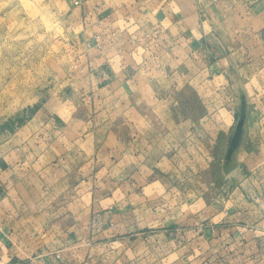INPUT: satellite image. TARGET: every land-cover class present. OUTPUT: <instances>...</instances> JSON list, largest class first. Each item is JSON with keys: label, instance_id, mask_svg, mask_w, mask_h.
Wrapping results in <instances>:
<instances>
[{"label": "crops", "instance_id": "1", "mask_svg": "<svg viewBox=\"0 0 264 264\" xmlns=\"http://www.w3.org/2000/svg\"><path fill=\"white\" fill-rule=\"evenodd\" d=\"M66 1L70 4L67 34L80 56L77 78L92 85L91 97H87L93 107L91 126L77 132L81 143L57 153L46 146L38 153L24 150L30 145L29 137L17 145L13 141L6 154L0 149V264H264V169L262 175L257 174L255 163L246 167L252 171V191L229 207H221L217 211L221 220L212 218L208 224L203 209L192 213L198 215L196 219L188 211L180 222L163 217V209L171 206L156 205L159 193L164 197V192L148 184L166 178L155 168L159 160L168 159L171 148L166 138L175 131L155 129L148 120L170 97H156L153 88L148 93L150 80L142 76V68L148 66L146 60L138 59L141 51L149 49L156 55L174 48L190 51L189 32H194V27L183 20L191 15L197 20L198 37L211 41L213 52L227 61L226 69H256L259 63L264 67V0ZM119 21L121 26L116 25ZM128 44L133 49L127 48ZM54 98L61 102L63 97ZM50 99L41 100L33 112L27 107L15 115V124L21 118L25 121L19 127L24 134L33 133L29 126L26 129L27 121L37 114H45L39 135L43 136L41 130L49 123L58 133H73L54 125L67 114L63 108L52 107ZM69 114L72 117V110ZM251 116L248 112L245 127L254 148ZM230 124L222 132L226 133ZM184 131L177 128L181 135ZM258 132L263 142L257 149L264 153V126ZM17 133L13 131L12 138ZM155 148L160 151L152 153ZM21 150V161L11 160L10 152ZM260 165L264 167V160ZM36 166L35 177L4 174L11 168L31 171ZM46 166L53 174L54 187L65 180L72 184L71 191L61 195L51 187L45 196L60 199V204L30 208L19 200L24 196L19 183L23 188V181L36 178L45 187ZM66 196L70 202L63 200ZM245 225H251L252 230ZM175 230L180 237L173 235ZM147 231L150 234L143 237ZM154 245L166 247V254L148 253ZM55 252L60 253L59 258Z\"/></svg>", "mask_w": 264, "mask_h": 264}, {"label": "rangeland", "instance_id": "2", "mask_svg": "<svg viewBox=\"0 0 264 264\" xmlns=\"http://www.w3.org/2000/svg\"><path fill=\"white\" fill-rule=\"evenodd\" d=\"M69 8L70 4L66 0H0V149H3L4 154L13 141L17 145L27 137L30 145L24 150L28 149L30 153L32 149L38 153L45 146L56 153L60 149L68 150L74 143L82 142L77 132H84L91 126L93 107L87 97H91L92 85L85 79L79 82L77 78V71L81 68L77 60L80 56L75 53L67 34L70 30L66 18ZM183 21L194 27V32H189L190 51L174 48L170 53L160 51L156 55L151 54L149 49L141 51V57H138L141 61L146 60L148 66L142 68V76L150 80L146 87L148 93H152L153 88L156 97H170L169 101H163L164 105L158 108L157 113L153 112L155 115H151L148 121L155 129L169 127L175 131L166 138L171 148L168 159L159 160L155 168L158 173L167 176L148 186H156L157 191L164 192V197L159 193L155 202L159 207L171 206L169 209L162 207L163 217L167 216L169 221L180 222L184 211L190 212L191 217L196 219L198 215L194 217L192 213L198 212V209L205 210L207 221L212 218L221 220L217 214L221 207H229L234 201H239L242 194L253 189L252 171L246 167L255 163L254 170L260 175L264 169L260 165L264 153L257 149L263 142L258 129L264 126V67L259 63L256 69H226L227 61L213 52L211 41L198 37L197 20L190 15L184 17ZM116 25L121 26V21ZM130 44L127 48L133 49ZM192 46H196V50ZM240 59L244 61L241 56ZM243 65L240 63L239 66ZM236 77L239 78L237 83L234 81ZM241 88L250 98L247 102V115L248 112L252 115L249 121L253 122L251 125L255 127V134L250 135L256 142V148L251 146L245 127L237 148L239 156L234 155L235 149L230 159L231 169L226 172L223 168L226 142L236 124L237 92ZM54 97H63V102H57ZM47 98H51L49 103L52 107L59 111L63 108L67 114L64 121L56 119L58 123L54 125L66 127L65 130L72 129L73 133H58L52 128L53 124L49 123L45 131L41 130L43 136L39 135L38 126L45 120V114H37L27 121L26 129L29 126L33 132L30 135L24 134L23 129L19 128L25 122L24 119L14 123L15 115L27 107L35 111L40 101ZM70 110L72 117H68ZM254 111L257 113L253 114ZM167 114L170 116L166 117ZM229 122L228 131L222 132L227 130ZM178 127H183L186 134H179ZM13 131L18 132L14 138ZM75 137L78 139L73 141ZM157 150L155 148L152 153ZM10 153L13 154L11 160L17 158L21 161L22 150L18 154ZM26 168H11L4 174H14L18 178L35 177L38 167L31 168V171ZM145 169L150 171V167ZM45 171V187L36 178L23 181V188L22 183H19L24 195L19 196V200L30 208L60 204V199L45 196L48 193L44 192H48L51 187L61 191V195L67 190L71 191L72 184L65 180L54 187L50 179L53 174L49 172L48 166ZM62 171H65L64 167ZM71 194H74V190ZM63 200L71 201L67 196ZM159 202L166 203L161 205ZM210 221L207 223L210 224ZM173 232L177 237L178 231ZM148 234L147 231L142 236ZM151 250L153 254L162 257L167 248L154 245L149 247L148 253ZM172 255L173 252H170L169 256ZM152 263L164 264L160 261L143 264Z\"/></svg>", "mask_w": 264, "mask_h": 264}, {"label": "water", "instance_id": "3", "mask_svg": "<svg viewBox=\"0 0 264 264\" xmlns=\"http://www.w3.org/2000/svg\"><path fill=\"white\" fill-rule=\"evenodd\" d=\"M238 80H236V83ZM238 93V109H237V120L236 124L233 128V131L229 134L227 142H226V149L223 159V168L224 171H227V166L230 165V159L235 151V149L240 145V142L243 137L244 128H245V120L247 116V96L244 90L241 88L239 89Z\"/></svg>", "mask_w": 264, "mask_h": 264}, {"label": "built area", "instance_id": "4", "mask_svg": "<svg viewBox=\"0 0 264 264\" xmlns=\"http://www.w3.org/2000/svg\"><path fill=\"white\" fill-rule=\"evenodd\" d=\"M80 2H81V0H75V1H74L75 4H79ZM135 40H136V38H131V41H132V42H135ZM244 228H246V229H248V230H252V226H251V225H245ZM212 230H213V229H212ZM240 232H242V229H241ZM54 256H55L56 258H59V257H60V253H59V252H55V253H54Z\"/></svg>", "mask_w": 264, "mask_h": 264}, {"label": "bare ground", "instance_id": "5", "mask_svg": "<svg viewBox=\"0 0 264 264\" xmlns=\"http://www.w3.org/2000/svg\"><path fill=\"white\" fill-rule=\"evenodd\" d=\"M226 169H228L226 172H229L231 169V165H228Z\"/></svg>", "mask_w": 264, "mask_h": 264}]
</instances>
